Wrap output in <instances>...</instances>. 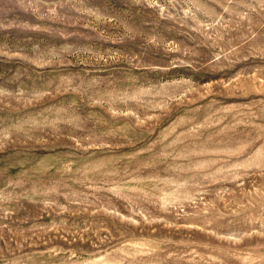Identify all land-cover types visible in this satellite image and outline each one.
Returning a JSON list of instances; mask_svg holds the SVG:
<instances>
[{
  "label": "rangeland",
  "instance_id": "374dc122",
  "mask_svg": "<svg viewBox=\"0 0 264 264\" xmlns=\"http://www.w3.org/2000/svg\"><path fill=\"white\" fill-rule=\"evenodd\" d=\"M0 264H264V0H0Z\"/></svg>",
  "mask_w": 264,
  "mask_h": 264
}]
</instances>
